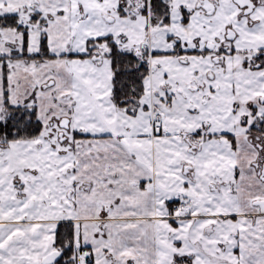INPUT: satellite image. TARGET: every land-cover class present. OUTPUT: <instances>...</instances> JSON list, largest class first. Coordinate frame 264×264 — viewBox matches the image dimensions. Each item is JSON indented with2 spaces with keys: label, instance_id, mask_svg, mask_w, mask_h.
<instances>
[{
  "label": "snow or ice",
  "instance_id": "6c2138e0",
  "mask_svg": "<svg viewBox=\"0 0 264 264\" xmlns=\"http://www.w3.org/2000/svg\"><path fill=\"white\" fill-rule=\"evenodd\" d=\"M0 264H264V0H0Z\"/></svg>",
  "mask_w": 264,
  "mask_h": 264
}]
</instances>
